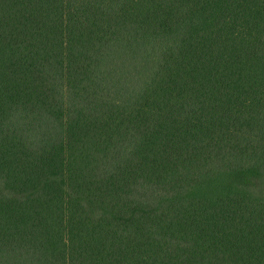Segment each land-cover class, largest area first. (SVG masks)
Segmentation results:
<instances>
[{"label":"trees","instance_id":"1","mask_svg":"<svg viewBox=\"0 0 264 264\" xmlns=\"http://www.w3.org/2000/svg\"><path fill=\"white\" fill-rule=\"evenodd\" d=\"M0 264H264V0H0Z\"/></svg>","mask_w":264,"mask_h":264}]
</instances>
